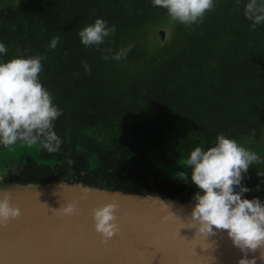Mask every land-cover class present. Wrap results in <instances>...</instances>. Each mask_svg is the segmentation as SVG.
<instances>
[{
    "label": "trees",
    "instance_id": "trees-1",
    "mask_svg": "<svg viewBox=\"0 0 264 264\" xmlns=\"http://www.w3.org/2000/svg\"><path fill=\"white\" fill-rule=\"evenodd\" d=\"M245 3L215 0L191 25L172 20L151 0L0 5V41L8 48L0 59L43 56L40 79L62 109L54 121L59 149L41 148L5 182H82L194 201L200 189L191 180L161 170L182 163L195 145H211L223 132L264 158V23L251 27ZM98 16L116 31L86 47L78 32ZM55 36L60 40L50 48ZM129 43L126 58H103L104 49ZM258 171L264 173V160L245 174L249 198H264Z\"/></svg>",
    "mask_w": 264,
    "mask_h": 264
},
{
    "label": "clouds",
    "instance_id": "clouds-1",
    "mask_svg": "<svg viewBox=\"0 0 264 264\" xmlns=\"http://www.w3.org/2000/svg\"><path fill=\"white\" fill-rule=\"evenodd\" d=\"M153 6L166 9L169 17L179 23L191 25L199 22L215 0H151ZM244 15L252 21L251 27L264 23V0H246ZM116 31L103 17L82 27L80 42L87 46L101 45ZM60 40L55 36L49 42L56 48ZM134 45L129 43L113 50L104 49L105 60L126 58ZM8 51L0 41V56ZM43 56L19 54L8 60L0 59V147H10L17 142L37 145L49 153L59 149L62 140L57 134L54 121L62 109L53 102V95L42 83ZM86 72L91 68L87 61L81 62ZM262 158L257 152L246 148L238 141L218 132L211 145L197 144L187 152L185 166L190 168V180L199 191L193 194L194 204L190 211L192 227L201 234L226 230L233 245L240 249L237 264H256V256L249 251L264 248V198L244 195L250 187L244 183L249 166ZM260 175H264L258 171ZM188 182V171L176 173ZM89 191L84 189V193ZM118 203L109 201L93 208L92 217L97 232L110 238L119 230L117 223ZM60 214H70L76 209L74 202L54 208ZM19 206L11 203L9 195L0 197V224L20 215Z\"/></svg>",
    "mask_w": 264,
    "mask_h": 264
},
{
    "label": "water",
    "instance_id": "water-1",
    "mask_svg": "<svg viewBox=\"0 0 264 264\" xmlns=\"http://www.w3.org/2000/svg\"><path fill=\"white\" fill-rule=\"evenodd\" d=\"M5 193L21 212L0 224V264H237L244 255L226 230L201 234L192 227L194 201L179 197L65 181L4 182L0 197ZM109 201L119 205V230L105 238L92 210ZM68 202L76 204L73 213L54 209ZM247 255L264 264V248Z\"/></svg>",
    "mask_w": 264,
    "mask_h": 264
},
{
    "label": "rangeland",
    "instance_id": "rangeland-1",
    "mask_svg": "<svg viewBox=\"0 0 264 264\" xmlns=\"http://www.w3.org/2000/svg\"><path fill=\"white\" fill-rule=\"evenodd\" d=\"M7 0H2L0 5H3ZM163 32L162 37L169 35L168 30H160ZM41 147L37 145H27L23 142H17L10 147H0V184L5 182L7 176L10 173L18 172L26 165L29 157H38ZM162 174L166 177H170L173 180L184 181L177 177L176 173L180 171H188L190 181V168H186L185 159L179 165L167 166L164 168Z\"/></svg>",
    "mask_w": 264,
    "mask_h": 264
}]
</instances>
